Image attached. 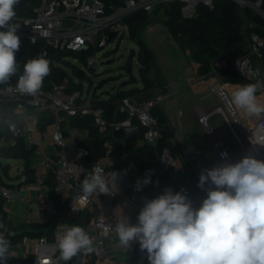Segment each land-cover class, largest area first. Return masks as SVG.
I'll list each match as a JSON object with an SVG mask.
<instances>
[{
  "label": "built area",
  "instance_id": "1",
  "mask_svg": "<svg viewBox=\"0 0 264 264\" xmlns=\"http://www.w3.org/2000/svg\"><path fill=\"white\" fill-rule=\"evenodd\" d=\"M171 1L182 3L181 12L184 17H193L201 3L209 7L214 4V0H126L123 5L108 10L102 0H41L34 16H16L11 23L20 24L16 34L29 43L42 38L47 46L58 50L91 51L86 63L96 71L99 68L97 59L106 53V47L123 29L128 32V26L123 22L128 14L140 8L151 13L156 5ZM233 1L243 8L249 7L264 18L263 0ZM153 28L154 26L148 27L149 30ZM247 36L248 46L243 59L237 57L233 61L240 80L223 79L222 72L229 66L226 59L215 58L212 61L209 89L221 97L224 105H207L198 117L206 134L211 137L219 158L224 162L235 163L231 150L223 141L225 130L232 133L241 149L249 150V155L264 161V145L256 143L258 137L264 135V116L248 121L241 111L230 106L229 93L232 89L227 86L264 81V34L250 32ZM44 52L47 53V50ZM238 60L241 61V67L237 64ZM22 71L18 70L10 78V88L8 85H0V123H4L7 128V133L0 135V150L16 145L18 139L23 138L33 154V171L31 179H28L24 168L19 165L17 169L21 181L10 183L0 178V198L4 200V206L18 203L34 207L38 212L53 217L58 214L60 199L61 202H66L70 215L85 219L83 224L75 225L84 227L93 238L96 248V251L89 253V261L85 260L86 254L81 252L72 263L120 264L107 243L110 241L119 244L114 228L121 216L129 218L133 225L137 223V216L122 214L116 199L122 197L131 208L142 207L145 199H153L157 181L171 168L178 166L179 161L169 147H163L158 153L156 165L149 172L151 183L142 185V195L137 200L127 193L130 190L132 192L134 187L126 172L128 167L120 169L116 166L114 146L110 141L104 143L101 155L86 165L92 151L85 142L91 138L92 128L80 125L78 120L90 116L94 128L103 135L121 130L131 134L142 125L145 131L141 141L156 146L161 138V125L153 109L158 105L162 106L171 93L155 90L154 95L144 101L124 97L119 109L125 116L111 120L104 109L97 105V100L102 97L83 94L78 84H72L69 74L60 82H53L49 87L43 86L35 95H29L19 92L15 87ZM79 73L78 75L84 76L82 70ZM198 78L205 79L200 76ZM258 96L264 98V89H261ZM9 105H13L12 110H5ZM214 116L224 122L223 128L215 127L212 122ZM222 154L226 156L222 157ZM95 169H100L105 174H118L117 182H113V194L87 196L81 191L80 184L85 175ZM138 180L143 181V177L140 176ZM207 188L206 184L204 189ZM64 224L58 222L55 225L53 239L23 235L12 244L11 254L30 257V264H38V257L48 259L49 264H56V233L62 231ZM0 232L5 236L11 233L8 223L1 226ZM132 248H138L139 257L148 261L146 250L141 251L138 243L133 242L130 248L119 246L123 254L130 252Z\"/></svg>",
  "mask_w": 264,
  "mask_h": 264
},
{
  "label": "clouds",
  "instance_id": "2",
  "mask_svg": "<svg viewBox=\"0 0 264 264\" xmlns=\"http://www.w3.org/2000/svg\"><path fill=\"white\" fill-rule=\"evenodd\" d=\"M19 2L0 0V85L9 88L10 78L18 71L15 53L21 45L16 34L20 24L11 22ZM46 56L42 51L24 63L15 85L19 92L35 95L42 89L50 74ZM237 64L241 67V61ZM227 86L232 89L230 106L249 118L264 116V102L258 98L264 81ZM256 143L264 145V135ZM117 180V173L95 169L85 175L80 188L87 196L111 195ZM149 183L148 176L138 180L136 190ZM206 184L207 196L199 208H193L186 190L174 192L166 187L156 198L145 199L135 225L121 216L114 228L119 246L130 248L138 243L141 251L146 250L149 264H264V161L248 155L235 163L204 169L198 187L204 189ZM54 247L56 264H67L81 252L96 251L93 238L80 225L64 224L56 233ZM12 248V241L0 232V264H8ZM37 262L49 264L39 257Z\"/></svg>",
  "mask_w": 264,
  "mask_h": 264
},
{
  "label": "trees",
  "instance_id": "3",
  "mask_svg": "<svg viewBox=\"0 0 264 264\" xmlns=\"http://www.w3.org/2000/svg\"><path fill=\"white\" fill-rule=\"evenodd\" d=\"M108 10H112L123 5L126 0H102ZM257 1V0H250ZM41 5V0H20L15 6L16 16L32 17L36 13V9ZM182 3L179 1H171L168 3H160L157 11L162 9L165 14V25L169 34L178 43L180 50L189 52L191 60L197 64V74L202 78H209L212 74V61L215 58L226 59L229 63L228 68L223 70V79L227 81L240 80V75L233 67V61L244 54L248 46V36L250 32H259L264 34V18L259 13L254 12L249 7H241L233 0H214L213 7L205 4H199L197 12L193 17H184L181 12ZM264 8V0L262 1ZM143 9H137L128 14L123 22L128 26V37L139 46L137 52L140 65V75L144 78L141 85L136 87H123L119 94L111 93L107 98L97 100V105L102 107L109 119H121L125 116L124 112L119 109L120 101L124 97H134L139 101H144L154 95L156 89V81L147 79L146 73L155 65L156 58L152 50L148 47L141 33L146 27L154 22L152 14ZM21 45L19 51L15 53L18 63V70H23V65L29 58H36L42 51L47 50L45 57L50 61V74L45 77L43 86L49 87L53 82H60L68 75L65 65H71L65 60V54L71 53L74 57L86 62L87 56L91 51H66L58 50L47 46L44 39L40 38L35 43H29L24 39H20ZM113 49L107 50L106 55L112 54ZM129 62V61H128ZM74 68V73L80 74L79 70ZM132 69L129 71L131 73ZM133 78L131 83L138 82V78ZM10 83V82H9ZM155 85V87H154ZM7 86V84L1 85ZM73 86H71L72 88ZM13 105L5 107V110H12ZM154 115L158 118L161 125V138L156 146L142 142L145 128L139 125V128L131 133L126 134L124 131H113L110 134H100L93 126L92 118L84 116L79 118L80 125H88L92 128L91 138L85 144L92 151L91 157L87 160L86 165L97 159L104 148V143L110 141L114 146V156L116 158V166L120 169L134 165L138 168L143 179L149 175L152 167L156 165L158 153L163 147H169L173 155L184 165L185 155L181 143L175 139L174 133L167 125L166 116L162 106H156L153 109ZM45 122L42 123L44 125ZM7 128L4 123H0V135L6 134ZM0 158L6 159V162L0 160V167L5 172L9 171L10 159L21 161L28 179L32 176L33 154L31 149L27 148L24 139L19 138L16 145L0 150ZM184 175L176 178L173 168L158 180V185L165 183L174 192L182 189L186 190L188 198L192 201L193 208H199L202 200L206 198L207 191L198 187V176L185 169ZM0 178L6 182L1 174ZM129 193V191H127ZM58 214L50 217L45 222L30 221L18 223L14 229L20 228L22 233L6 235V238L12 241V244L19 240L23 235L33 237L46 236L53 239L55 236V225L63 222L69 225L83 224L85 219L79 216H72L68 213L66 202L58 199ZM4 200L0 198V221L7 220V211L4 209ZM1 229V227H0ZM73 259L68 262L71 264ZM140 257L138 251L135 250L130 257L128 264H139ZM8 264H30V257H21L12 254ZM86 264H92L91 262Z\"/></svg>",
  "mask_w": 264,
  "mask_h": 264
},
{
  "label": "crops",
  "instance_id": "4",
  "mask_svg": "<svg viewBox=\"0 0 264 264\" xmlns=\"http://www.w3.org/2000/svg\"><path fill=\"white\" fill-rule=\"evenodd\" d=\"M170 35V34H169ZM171 36V35H170ZM167 35H154L153 40L148 43V47L156 58L162 59L167 54H169L166 42L162 43V39L166 38ZM150 40V38H149ZM176 44L177 47L180 49L178 43L174 40L171 36L170 40L167 41V44ZM189 55V52H186ZM190 56V55H189ZM192 61V60H191ZM193 62V61H192ZM195 65V78L190 77L188 74V83L192 86V91L184 94H181L180 83L181 79H173L170 80L168 83H160L158 79H156V89L158 91H165L171 93V95L165 100L162 105L163 112L166 116L167 125L169 129L174 133V137L178 140L184 152V165L179 161L178 166L173 168V173L176 178H180L186 172V168L190 171L195 173L198 178L200 177L201 172L204 169H210L218 164L223 163L219 156L216 148L213 145V141L211 137L206 134V131L202 124L199 122L198 117L202 114V112L206 109L208 105V99L214 95L210 89L209 84L211 83L210 79H199L197 74V64L193 62ZM258 98L264 102V98L258 96ZM243 113V112H242ZM244 114V113H243ZM244 117L248 121H253L256 118H249L247 116ZM229 148V147H228ZM234 156H236L237 161L241 160L242 157L239 156V153L235 150V148H229ZM132 169V173L128 172V169ZM126 170L129 179L133 184V190L129 191L128 194H131L132 197L139 200L142 195V187L139 191L136 190V182L138 178L141 176L140 171L134 165L128 166ZM0 174L4 179L7 177L3 170L0 167ZM12 173L8 176L11 177ZM16 175L19 177L18 169L16 171ZM209 187V185L207 184ZM168 187L165 183L159 185L157 187L156 193L154 194L153 198H156L158 195L163 193V190ZM116 204L119 211L122 214L129 215V216H138L139 211L141 210V206L137 208H131L126 203L122 197H118L116 199ZM20 204L15 203L13 205H8L7 207L3 206L4 209L7 211V220L0 221V227L5 223H8L9 229L11 230L12 234H20L22 233L21 229H14V227L21 222H30V221H38V222H45L49 218H45L44 214L38 212V210L34 207L28 206H19ZM40 216L43 219L39 218ZM39 218V219H38ZM107 246L110 250H112L118 259L120 264H128L130 257L133 255L135 250L138 251V248H132L128 256H125L119 250V244L117 242H108ZM86 257L85 260L89 261L90 254L85 253ZM139 264H149V261L142 260L140 258ZM89 263V262H87Z\"/></svg>",
  "mask_w": 264,
  "mask_h": 264
},
{
  "label": "rangeland",
  "instance_id": "5",
  "mask_svg": "<svg viewBox=\"0 0 264 264\" xmlns=\"http://www.w3.org/2000/svg\"><path fill=\"white\" fill-rule=\"evenodd\" d=\"M157 6H155V12L152 14L154 17V22L149 24L146 29H144L141 33V36L146 41L147 45L150 41L158 42L157 40H153L154 35H167V37L162 39V43H165L168 49L169 54L166 53L164 57L156 58L155 65L146 73L147 79H158L160 83H168L173 79H181L180 90L181 96L187 94L192 91L191 84L188 83V74L190 77L195 78V65L191 61L190 56L181 51L177 45L167 44V41L170 40L171 36L167 30L165 25V14L162 9L156 10ZM149 26H154L153 29L149 30ZM150 38V40H149ZM150 44V43H149ZM132 48H135L136 51H139V46L134 41L129 39L128 32L126 29H123L114 39L113 41L106 47V50L113 49L114 52L109 54L100 55L97 59V63L99 64V68L95 71L91 69L86 62L81 59L74 57L71 53L65 54V60L68 61L71 65L75 66V69L82 70L84 76L78 75L74 73V68L71 65H65L68 74L71 78L72 84H78V88H81L83 94H97L102 98H107L111 93H115L118 89V86L125 81L124 87L132 88L137 85H141L144 81V78L140 75V61L138 59V55L136 54L133 60H130V51ZM107 61H110L107 63ZM129 61V62H128ZM132 63V71L129 73L128 66ZM134 75L138 78V82L131 83L132 77ZM155 87V85H154ZM122 89V88H121ZM208 99V105H216L221 104L224 105L221 97L216 93H213ZM212 122L214 123L217 129H221L224 127V122L218 117L214 116L212 118ZM223 141L225 145L229 148H235V150L239 153L240 157H245L249 155V150L244 151L241 149L234 140L232 133L229 130H225L223 132ZM233 155V153H232ZM3 162H6V159H1ZM234 162H237L236 156L233 155ZM11 164L8 166L9 171L7 174L3 172L7 177L4 178L6 182L10 183H18L21 181V176L16 175V171L18 166L21 164L20 160L10 159ZM128 172L132 173V169L129 168ZM12 173L11 177H8ZM21 206H24L20 204ZM19 205V206H20ZM45 218H49L48 215H44ZM39 218L43 219L42 216ZM38 218V219H39ZM130 252L125 253V256H128ZM68 264V262H67ZM73 264V263H71Z\"/></svg>",
  "mask_w": 264,
  "mask_h": 264
},
{
  "label": "water",
  "instance_id": "6",
  "mask_svg": "<svg viewBox=\"0 0 264 264\" xmlns=\"http://www.w3.org/2000/svg\"><path fill=\"white\" fill-rule=\"evenodd\" d=\"M112 35H113V34H112ZM136 54H137L136 49H135V48H132L131 51H130V54H129V56H130V60H133V59L135 58ZM239 57H240V59L242 60V59H243V54H241ZM109 62H110V61H107V63H109ZM131 69H132V63L129 64L127 70L130 71ZM79 72H81V70H79ZM124 85H125V81L122 82V83L118 86V89H117V95L119 94V91L121 90V88L124 87Z\"/></svg>",
  "mask_w": 264,
  "mask_h": 264
}]
</instances>
